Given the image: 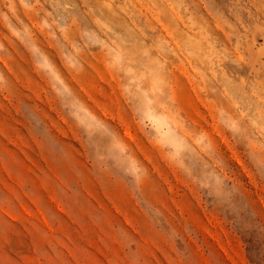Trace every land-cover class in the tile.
Here are the masks:
<instances>
[{"label":"rangeland","instance_id":"1","mask_svg":"<svg viewBox=\"0 0 264 264\" xmlns=\"http://www.w3.org/2000/svg\"><path fill=\"white\" fill-rule=\"evenodd\" d=\"M0 264H264V0H0Z\"/></svg>","mask_w":264,"mask_h":264}]
</instances>
